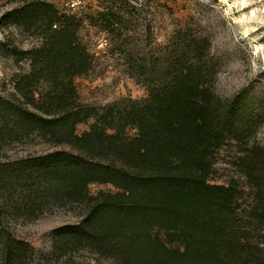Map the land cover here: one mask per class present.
Returning a JSON list of instances; mask_svg holds the SVG:
<instances>
[{
  "label": "trees",
  "instance_id": "16d2710c",
  "mask_svg": "<svg viewBox=\"0 0 264 264\" xmlns=\"http://www.w3.org/2000/svg\"><path fill=\"white\" fill-rule=\"evenodd\" d=\"M99 15L108 24L120 18L113 10ZM80 24L47 0H26L0 20L4 33L39 34L30 50L0 41L5 56L27 66L12 90H0V264H32L36 253L69 264L81 251L92 253V264H264V149L240 153L251 201L237 179L213 181L219 152L242 144L255 123L247 107L218 95L207 40L167 55L144 101L96 109L79 101L74 82L93 67ZM34 137L53 150L6 156L8 145ZM93 184L114 190L92 194ZM55 206L80 212L76 224L54 232L48 253L9 225Z\"/></svg>",
  "mask_w": 264,
  "mask_h": 264
},
{
  "label": "rangeland",
  "instance_id": "374dc122",
  "mask_svg": "<svg viewBox=\"0 0 264 264\" xmlns=\"http://www.w3.org/2000/svg\"><path fill=\"white\" fill-rule=\"evenodd\" d=\"M28 1V0H27ZM60 13L77 15L81 21L79 39L93 56V67L74 82L79 101L102 109L122 99L144 101L149 87L160 79L165 57L194 38H204L205 65L217 73L214 87L218 95L237 110L247 107L252 130L243 143L234 142L218 154L214 183L229 184L237 179L251 201L249 183L243 177L240 153L264 149V0H47ZM26 0H0V20L4 13ZM76 3L75 8L72 7ZM115 11L120 18L108 24L102 11ZM39 34L25 29H0V41L8 37L11 47L30 50ZM0 48V90H12V78L27 69ZM211 59L214 63H209ZM246 105V106H245ZM94 119L78 126L79 134L89 130ZM53 148L34 137L8 145L6 156L15 158L42 154ZM114 190L110 185H90L92 194ZM80 209L55 206L31 221L9 220L16 235L37 250L48 253L58 228L78 222ZM69 264H92V253L74 252ZM32 264H64L55 258L33 256Z\"/></svg>",
  "mask_w": 264,
  "mask_h": 264
},
{
  "label": "built area",
  "instance_id": "2783aa9c",
  "mask_svg": "<svg viewBox=\"0 0 264 264\" xmlns=\"http://www.w3.org/2000/svg\"><path fill=\"white\" fill-rule=\"evenodd\" d=\"M79 2H80V3H82V1H81V0H79ZM75 6H76V3H73L72 7H74V8H75Z\"/></svg>",
  "mask_w": 264,
  "mask_h": 264
}]
</instances>
